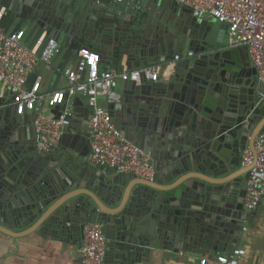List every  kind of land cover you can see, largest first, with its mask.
<instances>
[{
	"label": "water",
	"instance_id": "95a60500",
	"mask_svg": "<svg viewBox=\"0 0 264 264\" xmlns=\"http://www.w3.org/2000/svg\"><path fill=\"white\" fill-rule=\"evenodd\" d=\"M182 9L187 12L184 36L193 46V55L177 62L172 81L134 85L122 100L109 103L113 116L116 102H122L121 112L134 126L131 130L147 146L154 138L158 148L166 150V138H175L182 130L187 148L174 151L176 164L169 160L162 170L155 167L152 180L107 169L95 173L62 147V134L54 148L40 146L45 163L56 160L52 169L27 172L20 182L0 187V231L18 237L38 230L81 229L83 222L97 219L104 222L105 231L117 232L116 237H131L149 216L176 226L188 224L175 236L184 230L187 239V233L195 230L220 242L239 227L245 214L244 183L252 166H242L241 152L247 147L254 152L255 137L264 124V103L255 92V68L246 47L225 45L226 22L208 15L196 18L189 8ZM41 20L48 23H42L47 35L68 42L62 23ZM145 64L144 60L136 66ZM73 104V118H80L83 109L86 120L89 107L82 106L78 97ZM51 111L58 116L59 106ZM172 128L177 131L172 133ZM19 148L10 135L0 137V176L18 164ZM21 226L26 227L15 231Z\"/></svg>",
	"mask_w": 264,
	"mask_h": 264
},
{
	"label": "crops",
	"instance_id": "0c3cea01",
	"mask_svg": "<svg viewBox=\"0 0 264 264\" xmlns=\"http://www.w3.org/2000/svg\"><path fill=\"white\" fill-rule=\"evenodd\" d=\"M1 6L5 7V11L0 24L5 31H12L26 19H32L23 39L27 46L32 45L35 38L45 31L42 23H48L41 18L58 25L62 23L60 26L66 31L63 35L68 37V42L65 44V41L62 43L59 40V50L50 62H39L28 78L30 84L36 74L41 75V91L44 93L65 88V69L75 64L76 52L82 46L100 53L102 69H119L122 66L133 68L144 60L148 64H163L172 59L176 52L184 55L179 63L186 59L187 51L193 50L189 39L184 36L187 31L184 23L187 12L170 0H125L122 3L115 0H0ZM141 29L144 30L141 32L144 38L137 36V31ZM150 30L155 32L150 42H147L145 37L151 33ZM138 52H142L141 55ZM174 67H171L170 75L164 81L173 80ZM134 85L137 86L129 81H119L114 88L116 98L122 100ZM7 94L0 97V137L10 135L12 140H17L20 146L18 151L21 153L18 164L13 163L0 176V187L14 181L20 182L27 172L49 169L56 161L54 159L52 163H45L46 157L40 152V145L35 138L33 113L16 115ZM76 97L82 106H87L83 96ZM98 101L109 109L110 102L106 96H100ZM121 103L117 101L115 104L114 122L128 139L150 154L158 171L169 160L172 163L175 159L174 151L181 152L179 146L187 148V136L182 130H178L176 139L171 136L166 138L169 146L166 150H160L159 142L154 143V138H150L152 143L149 146L143 138L137 140L136 133L131 130L134 126L127 122L129 116L121 112ZM43 109L45 115L53 114L52 108L46 104ZM78 114L82 119H73V125L64 131L62 147L79 160H84L86 168H92L95 173L101 169L111 170L92 163L88 122L83 119V109ZM176 129L172 128V133ZM156 151L158 154H155ZM12 168L17 170L10 172ZM241 202L242 211L245 212L243 198ZM192 211L188 209V214H192ZM140 223V228L131 237H116L117 232L105 231L107 243L104 264H202L203 258H206L204 264H216L215 256L227 253L233 247H242L246 251L240 258L241 264H264V197L255 210L244 214L239 227L234 232L224 234L220 242L212 236L197 234L195 230L187 233V239L184 230L175 236V232L185 222L176 226L168 220L159 222L146 216ZM24 227L16 228L15 231ZM79 227L38 230L18 237L0 231V264H80L78 250L82 233ZM166 248L172 251H166Z\"/></svg>",
	"mask_w": 264,
	"mask_h": 264
},
{
	"label": "built area",
	"instance_id": "2783aa9c",
	"mask_svg": "<svg viewBox=\"0 0 264 264\" xmlns=\"http://www.w3.org/2000/svg\"><path fill=\"white\" fill-rule=\"evenodd\" d=\"M115 1L122 3L125 0ZM170 1L189 8L193 17L208 15L227 23L225 45L229 48L246 47L255 68V92L260 103H264V0ZM4 11L5 7L1 6L0 20ZM30 24L31 19H26L12 31H5L0 24V97L9 94L16 115L33 113L36 141L42 148L50 150L57 145L64 131L73 125V99L78 95L83 96L89 107L86 120L92 163L115 172L132 173L136 177L152 180L156 170L150 154L122 133L109 109L98 100L100 96H106L109 102L113 101L116 98L114 88L119 81L139 85L169 77L171 67L184 55L176 52L172 59L163 64L102 69L100 53L82 46L76 52L75 64L65 69V88L44 93L41 91V75L36 74L30 84L28 78L39 62H50L60 45L46 31L39 34L32 45H25L23 39ZM192 55L191 49L185 57ZM44 104L50 108L59 106L58 116L45 115ZM241 164H252L243 197L247 214L255 210L264 197V124L255 137L254 152L249 147L241 152ZM81 233L79 263L104 264L107 243L104 222L97 219L85 221ZM245 252L242 247H233L227 253L217 254L214 260L216 264H241L240 258ZM205 262L206 258H203L201 263Z\"/></svg>",
	"mask_w": 264,
	"mask_h": 264
},
{
	"label": "rangeland",
	"instance_id": "374dc122",
	"mask_svg": "<svg viewBox=\"0 0 264 264\" xmlns=\"http://www.w3.org/2000/svg\"><path fill=\"white\" fill-rule=\"evenodd\" d=\"M141 32H144V30H139V31H137V36L140 38H144V36L142 35V33ZM150 32L151 33H148V36L147 37H145V39H146V41L147 42H150V39H152V37H153V32H155V31H153V30H150Z\"/></svg>",
	"mask_w": 264,
	"mask_h": 264
}]
</instances>
